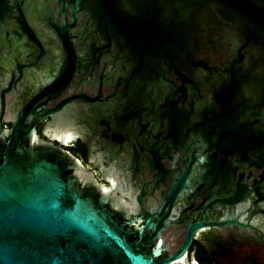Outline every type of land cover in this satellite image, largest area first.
I'll return each instance as SVG.
<instances>
[{"label":"flooded vegetation","instance_id":"1","mask_svg":"<svg viewBox=\"0 0 264 264\" xmlns=\"http://www.w3.org/2000/svg\"><path fill=\"white\" fill-rule=\"evenodd\" d=\"M32 1L12 0L0 23V113L15 116L41 93L36 110L47 115L35 128L42 147L85 168L70 174L103 184L107 210L118 222L158 223L167 253L199 223L181 264H264V164L255 163V147L264 144L255 130L264 106L252 113L257 104L237 98L239 82L236 97L221 103L212 85L194 86L186 50L183 59L174 53L169 60L171 89L161 102L130 101V78L146 68L98 41L86 14L69 30L72 46L64 43L50 25L64 20L56 2L35 0V10ZM226 53H215L207 66L220 69ZM224 103L233 104L232 122H223ZM237 182L249 190L237 189Z\"/></svg>","mask_w":264,"mask_h":264},{"label":"water","instance_id":"2","mask_svg":"<svg viewBox=\"0 0 264 264\" xmlns=\"http://www.w3.org/2000/svg\"><path fill=\"white\" fill-rule=\"evenodd\" d=\"M11 1L0 0V23L6 22ZM50 1L63 15V22L50 20V25L64 43L72 46L69 30L86 14L98 41L114 44L133 67L146 68L130 78V101L145 107L153 106L152 99L161 102L171 89L169 60L177 57L174 53L183 59L186 50L194 86L212 85L211 90L220 91L221 103L236 97L239 82L237 98L257 104L252 113L264 106L259 104L264 96V0ZM37 6L32 1L35 10ZM224 49L220 69L208 67ZM202 51L210 55L197 57ZM40 97L35 95L15 116L0 113V264H181L200 224L194 223L169 254L161 228L151 218L139 228H131L128 220L118 222L107 210L103 184L89 174H70L85 168L42 147L35 125L47 112L36 110ZM220 111L228 117L223 122H232L233 104H220ZM257 122L255 130L264 138V116ZM255 150V163L264 164V144ZM225 181H230L227 176ZM237 189L249 187L237 182ZM223 223L244 225L237 219Z\"/></svg>","mask_w":264,"mask_h":264},{"label":"bare ground","instance_id":"3","mask_svg":"<svg viewBox=\"0 0 264 264\" xmlns=\"http://www.w3.org/2000/svg\"><path fill=\"white\" fill-rule=\"evenodd\" d=\"M195 264V263H194Z\"/></svg>","mask_w":264,"mask_h":264}]
</instances>
